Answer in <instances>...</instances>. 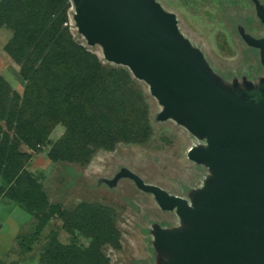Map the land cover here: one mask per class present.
<instances>
[{
	"label": "rangeland",
	"instance_id": "374dc122",
	"mask_svg": "<svg viewBox=\"0 0 264 264\" xmlns=\"http://www.w3.org/2000/svg\"><path fill=\"white\" fill-rule=\"evenodd\" d=\"M1 1V0H0ZM264 6V0H259ZM161 7L176 16L180 33L199 50L210 67L224 78L229 89L238 94L247 92L259 98L264 93V64L258 49L250 47L242 38L238 24L256 38L264 37V23L257 14L253 0H156ZM46 6L54 11L51 0ZM58 15L67 16L63 26L74 38L95 53L109 68L121 67L105 59L104 47L90 44L76 24V10L69 1L58 6ZM13 31L0 29V76L20 97L26 81L21 65L6 51ZM128 70L127 68H125ZM252 83V88H248ZM138 86L149 96L151 132L143 141L119 142L112 150L97 149L87 161L52 160L49 151L64 134L65 126L57 125L48 141L33 150L25 144L18 151L27 152L22 159L24 168L45 192L47 202L62 211H73L81 203L111 209L119 230L120 247L102 246L110 264H158L162 253L155 249L159 229L188 231L175 210H165L151 192L139 189L131 178H119L123 168L138 174L147 184L162 187L170 194L184 197L191 205L205 190L207 180L215 173L203 163L189 157L193 147L205 148L207 139L193 134L186 118L162 119L164 106L154 97L144 80ZM187 115V114H186ZM13 141V130L0 120V139ZM10 184L0 175V264H44V253L55 233L64 244L76 241L87 247L90 239L77 231L75 235L64 229L58 213L43 224L40 214L29 212L7 194ZM174 260L173 253L165 257L164 264Z\"/></svg>",
	"mask_w": 264,
	"mask_h": 264
},
{
	"label": "water",
	"instance_id": "95a60500",
	"mask_svg": "<svg viewBox=\"0 0 264 264\" xmlns=\"http://www.w3.org/2000/svg\"><path fill=\"white\" fill-rule=\"evenodd\" d=\"M70 1L88 42L101 43L107 61L128 67L149 85L164 106L159 118H186L190 131L207 139L189 157L215 178L192 205L129 169L118 174L153 193L162 209L175 210L191 227L181 231L153 223L159 229L155 249L163 256L158 264L171 253L170 264H264V93L256 98L229 89L180 33L176 16L156 0ZM253 1L264 23V6ZM238 29L264 64V37L256 38L241 23Z\"/></svg>",
	"mask_w": 264,
	"mask_h": 264
},
{
	"label": "trees",
	"instance_id": "16d2710c",
	"mask_svg": "<svg viewBox=\"0 0 264 264\" xmlns=\"http://www.w3.org/2000/svg\"><path fill=\"white\" fill-rule=\"evenodd\" d=\"M69 1L51 0L54 11L45 0L0 1V29L13 31L6 51L21 65L26 81L20 97L0 76V120L13 130L16 143L0 139V175L10 184L7 194L40 214L43 224L58 213L64 229L90 239L87 247L76 241L64 244L54 233L44 264H110L102 246L120 247L113 211L86 203L62 211L48 204L42 187L23 166L22 159L29 154L17 149L19 144L39 149L62 124L65 132L49 158L84 162L97 149L143 141L151 132L149 96L129 68H109L63 26L67 16L55 12Z\"/></svg>",
	"mask_w": 264,
	"mask_h": 264
}]
</instances>
